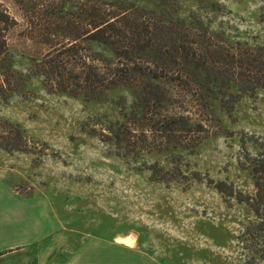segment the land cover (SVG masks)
I'll return each instance as SVG.
<instances>
[{"label":"rangeland","instance_id":"374dc122","mask_svg":"<svg viewBox=\"0 0 264 264\" xmlns=\"http://www.w3.org/2000/svg\"><path fill=\"white\" fill-rule=\"evenodd\" d=\"M79 1L0 0V18L6 9L13 19L7 38L18 70L43 58L47 23L62 26L59 16L72 18ZM109 1L167 10L165 0ZM175 1L177 17L201 19L232 42L264 45V0ZM25 89L0 100V119L18 123L30 146L0 151V182L49 199L71 235L61 243L104 244L126 234L165 264H264L259 218L215 187L224 181L253 194L243 163L264 143L263 91L244 95L231 114L216 109L220 128L190 140L182 131L151 133L127 118L139 84L53 91L42 75H32ZM129 127L136 133H127Z\"/></svg>","mask_w":264,"mask_h":264},{"label":"trees","instance_id":"16d2710c","mask_svg":"<svg viewBox=\"0 0 264 264\" xmlns=\"http://www.w3.org/2000/svg\"><path fill=\"white\" fill-rule=\"evenodd\" d=\"M165 1L164 12L133 3L79 1L72 18L59 16L62 26L47 23L48 50L25 71L15 67L7 38L13 19L3 9L0 100L23 94L32 75H42L53 91L92 93L139 84V99L127 116L137 126L147 125L151 133L182 131L190 140L209 128L219 129L216 109L231 114L244 95L264 92V45L229 41L201 19L177 17L176 1ZM52 35L63 39L54 42ZM122 127L121 121V141ZM119 135L116 132L118 139ZM28 142L18 123L0 119V151H29ZM259 147L256 154L244 156L254 185L252 195L244 196L224 181L215 187L247 203L259 218L255 228L264 230V143Z\"/></svg>","mask_w":264,"mask_h":264},{"label":"crops","instance_id":"0c3cea01","mask_svg":"<svg viewBox=\"0 0 264 264\" xmlns=\"http://www.w3.org/2000/svg\"><path fill=\"white\" fill-rule=\"evenodd\" d=\"M61 226L45 196L24 195L0 182V264H165L137 239L63 244L71 235Z\"/></svg>","mask_w":264,"mask_h":264},{"label":"bare ground","instance_id":"6f19581e","mask_svg":"<svg viewBox=\"0 0 264 264\" xmlns=\"http://www.w3.org/2000/svg\"><path fill=\"white\" fill-rule=\"evenodd\" d=\"M116 240H120L128 244H133L135 242V236L132 235L116 236Z\"/></svg>","mask_w":264,"mask_h":264}]
</instances>
